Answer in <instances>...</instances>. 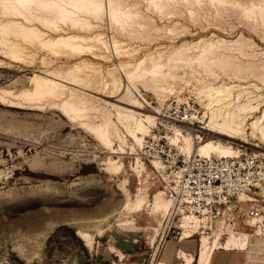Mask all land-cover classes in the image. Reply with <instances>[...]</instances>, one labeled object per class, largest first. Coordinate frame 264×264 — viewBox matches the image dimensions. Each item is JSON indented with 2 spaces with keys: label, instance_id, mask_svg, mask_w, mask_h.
Returning <instances> with one entry per match:
<instances>
[{
  "label": "rangeland",
  "instance_id": "obj_1",
  "mask_svg": "<svg viewBox=\"0 0 264 264\" xmlns=\"http://www.w3.org/2000/svg\"><path fill=\"white\" fill-rule=\"evenodd\" d=\"M112 1L115 15L105 0L106 7L98 17H86L89 28L59 23L56 34L91 39V48L83 52L52 54L26 45L32 59L14 63L3 57L9 46L0 36V61L5 63L0 67L1 89H19L31 70L81 62L92 69L86 75L96 84L98 94L108 91L123 101L135 97L140 105L144 103V112L156 111L153 125L136 141L127 132L132 120H125L123 111L119 115L114 106L104 103L111 99L98 95L90 98L87 123H98L104 110L110 114L105 147L81 120L66 119L48 102L41 109L0 104V264H15V258L25 264H67L75 249L96 254L99 264H186L182 259L173 260L172 251L187 240L190 243L184 248L195 247L192 264H196L200 237L209 241L217 238L220 248L215 252L229 253L220 259L221 264H264V188L257 191V201L244 204L246 209L258 204V214L253 218L205 221L177 208L164 194L161 178L152 172V167L159 169L161 165L146 161L160 149V142L156 144L159 138L175 155L197 154L188 151L177 131L187 124L194 128L195 143L212 140L229 145L236 151L230 156L239 151L264 156V138L260 136L264 129V0ZM253 3L256 7L246 11L245 7ZM7 20L8 16L0 14V25ZM239 37L245 40L235 44ZM219 38L223 41L212 48V54L196 57L199 40ZM182 45L189 47L182 55L188 57L176 60L172 52ZM43 57L51 61L46 67L41 64ZM152 60L162 65L159 75L136 80L131 76L130 82L121 76L124 68L131 67L128 71L132 72L139 62L142 70L152 68ZM108 72L119 77L118 89H106ZM208 83L229 86L232 96L242 93L243 100L249 97L256 106L249 116L233 117L230 124L233 128L236 124L239 133L234 138L195 129L202 125L198 122L202 115L210 113L198 96L200 87ZM253 120L257 122L251 127ZM123 190L132 200L145 191L147 204L127 211ZM159 190L162 199L170 201L166 212L153 206V194ZM187 216L196 219V228L190 229L189 234H193L189 239H183L181 223ZM63 226L74 233L92 234V247H85L76 234L81 245L66 239ZM55 230L57 237L52 238ZM98 230L103 231L100 236H96Z\"/></svg>",
  "mask_w": 264,
  "mask_h": 264
},
{
  "label": "bare ground",
  "instance_id": "obj_2",
  "mask_svg": "<svg viewBox=\"0 0 264 264\" xmlns=\"http://www.w3.org/2000/svg\"><path fill=\"white\" fill-rule=\"evenodd\" d=\"M113 2L114 1L112 0H107V5L109 8H112V15H115ZM103 7H106L105 0H0V14L6 17L8 16V20L0 25V36L9 46V51L3 53V57L14 63L22 64L29 62L32 59L33 54L31 51L28 52L26 50V45L36 46V48H41L52 54H58L63 51H65L64 53H66V51H69L68 53H78L90 49L89 40L91 39L88 40L82 35L72 33L65 35L56 34L59 31V23H72L75 25L77 24V26L80 25L81 27H78L80 29L82 27L87 28L89 24H86V17H98L102 12ZM255 7L256 6L253 3L245 7V10L248 11ZM125 15L127 16L128 13H125ZM18 19H21V21H18ZM75 25L71 26L76 28L77 26ZM48 31L53 32L55 35H48ZM9 37H12L13 40H19L21 43L14 42L13 40H10ZM239 38L240 39L237 38L234 40L235 44H240L242 40H245L243 37ZM222 41L223 39L221 38L216 39V41L199 40V42H197L199 45L195 46L198 47L199 50L196 57L202 58L206 54L211 53L212 48L220 45ZM188 48V46L185 47L184 45L175 48L172 55L176 56V60L185 59L188 56L182 55L184 51L188 50ZM40 60L44 67L51 63V61L45 57ZM151 65L152 68H144L142 70L141 62L136 63L133 65L132 72L134 75L132 72L128 71L131 67H127L123 69L124 72L121 73V76L130 82L132 81V77L136 80L141 77L146 78L148 75H159L161 73L159 68H162V65L155 60L151 61ZM0 67H5V63L0 61ZM87 71H92V69H89L88 66L81 62H75L66 67L57 66L52 69L31 70L32 74L26 78V84L22 85L19 89L14 91L11 89L0 88V104L5 107L24 108L20 105H26L29 108L38 107L41 109L40 106H42L44 102H48L50 106L62 116L66 117V119H70L71 121L72 119L81 120V125H85L94 138L101 140L104 146L108 147L107 133L111 124L109 119L110 114L104 110L101 113V119L98 123H87V120L90 119L88 116L90 108L87 106L88 102L91 100L90 98H95L96 95L102 96L111 99L110 102L104 100V103L114 106L117 109V114L120 115L123 111L125 120H132V125L127 129V132L129 137L139 141L141 136L147 132L148 127L153 125V114L154 112L156 114V111H153V114L144 112L142 109L144 103H142L143 105H140L135 97H129L127 101H123L121 97H115L117 95L110 96L107 94L109 93L108 91L98 94L95 89L96 84L89 80L86 75ZM117 78L119 77L114 76L112 72H108V79L105 86L107 90L118 89ZM211 85L210 83L203 84L198 91L200 101L206 102V108L210 110V113L206 114V116L202 115L198 121L202 125L197 126L195 129L197 131H205L234 138L233 135L237 134L238 131L237 128H235L236 124L234 128L230 124V122L233 121V117L240 119L241 117L249 116L256 109V106L251 105L252 99L249 97H246V99L243 100L244 97H242V93L232 96V88L229 86ZM85 96H89V98ZM5 102H7V104H5ZM222 112H225V114L223 115ZM257 120H253L250 123L251 127L256 124ZM258 121H260V119ZM181 126L177 131L187 143L188 151L192 150V152L202 156H210L209 154L211 153L219 156H230L236 152L231 146L222 145L212 140L195 143L193 142L195 134L192 133L194 132V128L188 124ZM87 128H84V130H87ZM260 136L264 138V129H261ZM241 142L245 141L241 139ZM107 162L110 164L111 161L108 160ZM150 163L160 164L156 159L151 160ZM107 169L109 170V168ZM122 193L127 200L125 203L127 211L130 209H133L134 211L140 210L147 202V193L145 191L139 193L134 200L130 198L129 193L126 191L123 190ZM162 195L163 192L161 190L153 194V206L155 209L160 208V210L163 209L164 212H166L169 208L170 201H164ZM242 196L246 197L245 200H253L247 198L244 193L239 194L240 200H242ZM187 213L197 217L193 212ZM195 220L196 219L191 216L184 217L181 223V228L185 230L186 238L193 234H189V232L192 227L196 228ZM118 225L123 224L118 223ZM102 232V230H98L96 236H100ZM76 235L83 241L85 247H92L94 241L92 234L78 230L76 231ZM217 245V238H214L213 241H209L205 237H200L196 264H208L214 249L220 248L219 245L218 247ZM221 248L224 247L221 246ZM179 256L186 264H192V256H187L182 253H180Z\"/></svg>",
  "mask_w": 264,
  "mask_h": 264
},
{
  "label": "built area",
  "instance_id": "obj_3",
  "mask_svg": "<svg viewBox=\"0 0 264 264\" xmlns=\"http://www.w3.org/2000/svg\"><path fill=\"white\" fill-rule=\"evenodd\" d=\"M160 149L146 158L150 164L156 159L161 168H153L161 178L162 190L181 212H193L205 221H232L253 218L257 205L244 207L257 201V191L264 188V156L239 151L235 156H184L159 138ZM244 193L253 200H240Z\"/></svg>",
  "mask_w": 264,
  "mask_h": 264
},
{
  "label": "crops",
  "instance_id": "obj_4",
  "mask_svg": "<svg viewBox=\"0 0 264 264\" xmlns=\"http://www.w3.org/2000/svg\"><path fill=\"white\" fill-rule=\"evenodd\" d=\"M191 236H189L187 238L184 237L183 239H189ZM183 239L179 238V240H183ZM189 243H190L189 240L184 241L178 248L173 249V251H172L173 260H175L176 258L181 259L180 256H178V253H179V255H180V253H182V254H185L187 256L190 255L193 257L192 253L195 252V247L191 246L189 248H184V246L188 245ZM197 250H198V247H197ZM197 250H196V254H197ZM116 251H118L121 255H123L121 253L120 249H117ZM225 253L226 252L224 250H221V251L218 250V252H217V250H216V252L214 250L211 254V257H210L208 264H221L220 259L223 256H226V257L229 256L228 255L229 253H226V254ZM193 261L195 262L194 257H193ZM135 262H137V259H134V263ZM158 263L171 264L169 261H158L156 264H158ZM67 264H99V262H98V258L96 256V254H91L90 252L84 253L81 249H75V251L71 254V258L68 259Z\"/></svg>",
  "mask_w": 264,
  "mask_h": 264
},
{
  "label": "trees",
  "instance_id": "obj_5",
  "mask_svg": "<svg viewBox=\"0 0 264 264\" xmlns=\"http://www.w3.org/2000/svg\"><path fill=\"white\" fill-rule=\"evenodd\" d=\"M64 229V236L66 237V239H68L69 241H72L74 243H78L79 245H81V241L80 239L75 235L74 231L66 226H63ZM57 230H55L52 234V238H56L57 237ZM83 247V246H82ZM83 249V248H82ZM15 264H25L24 262L18 260L17 258H15ZM32 264H38V263H32Z\"/></svg>",
  "mask_w": 264,
  "mask_h": 264
},
{
  "label": "water",
  "instance_id": "obj_6",
  "mask_svg": "<svg viewBox=\"0 0 264 264\" xmlns=\"http://www.w3.org/2000/svg\"><path fill=\"white\" fill-rule=\"evenodd\" d=\"M76 234V233H75Z\"/></svg>",
  "mask_w": 264,
  "mask_h": 264
}]
</instances>
